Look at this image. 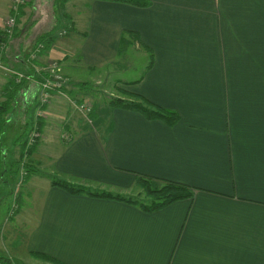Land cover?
<instances>
[{
	"label": "crops",
	"instance_id": "0c3cea01",
	"mask_svg": "<svg viewBox=\"0 0 264 264\" xmlns=\"http://www.w3.org/2000/svg\"><path fill=\"white\" fill-rule=\"evenodd\" d=\"M144 1L29 0L0 43L3 67L35 73L57 61L68 79L38 115L42 74L17 83L0 68L2 187L12 189L29 129L43 135L28 157L37 168L31 203L19 214L16 195L5 264H264V0ZM10 12L0 0V31ZM52 31L46 46L39 38ZM79 70L98 85L110 77L114 97L142 98L178 120L114 107L90 128L70 101L85 97ZM136 176L187 185L193 196L145 212L50 182L122 193Z\"/></svg>",
	"mask_w": 264,
	"mask_h": 264
},
{
	"label": "trees",
	"instance_id": "16d2710c",
	"mask_svg": "<svg viewBox=\"0 0 264 264\" xmlns=\"http://www.w3.org/2000/svg\"><path fill=\"white\" fill-rule=\"evenodd\" d=\"M66 1L67 0H57V2L61 5H64ZM119 1L135 3L138 5L146 4L144 0H119ZM53 36L54 33L52 31L41 36L39 40L44 42L47 46L49 42L53 39ZM8 37L9 34H6L4 31H0V43H4L8 39ZM20 87H21L20 85H17L16 92L20 89ZM108 106L110 108L121 107V108L136 110L142 113L147 119H158L168 125H172L178 120V115L175 111L168 110L162 107H157L152 103H148L146 101L135 102L118 97H110L108 101ZM7 109L8 108L6 106L3 105L0 106V134H1V130L4 129V124L6 121L4 116L7 113ZM95 112L97 111H95L93 107L90 112V117L92 114H95ZM33 130H38L41 132V130L34 125L27 132L26 138H24L23 140L22 139L19 140V141L21 140L23 141L22 142L23 147L21 150V158L23 157L22 158L23 162L21 160L19 162L20 179H18L17 181L15 180L10 192L12 195L11 210H9L10 216L17 211V208H19L16 195L20 193L21 185L24 184L32 175L36 174L37 172V168L34 166L33 163H29V159H28V157L31 155L34 149L41 142V139L38 138L33 144L28 145L27 137L29 133ZM26 145L28 146L26 147ZM137 177L138 178L136 179V181L141 179L140 176ZM50 182L52 185L65 190L70 195H85L92 198H104V199L120 201L128 204H135L145 212H153L163 207L169 206L177 201L190 199L193 196L192 188H189V186L173 181H165L164 184L161 186L154 185L147 187L146 188L147 190L145 189V191L147 192L148 196H151L150 203L131 199L130 197H127L126 195H123L121 193L107 192L104 190L92 189L91 187L85 185L69 183L67 181H64L56 177H51ZM8 262H9L8 258L0 254V263L5 264Z\"/></svg>",
	"mask_w": 264,
	"mask_h": 264
},
{
	"label": "rangeland",
	"instance_id": "374dc122",
	"mask_svg": "<svg viewBox=\"0 0 264 264\" xmlns=\"http://www.w3.org/2000/svg\"><path fill=\"white\" fill-rule=\"evenodd\" d=\"M28 2H29V0H27L25 2V4ZM0 45H2V44H0ZM128 54L134 55L137 57L138 56V50H135V49L129 50ZM76 72L78 73V75L80 77L79 79L81 81H84L87 83L86 89H84V93H83L85 97H84V99L82 98L81 100L88 103L91 109L94 107V110L97 111V112H95V114H92L91 117H90V114H89V116L83 114L82 116L84 118L85 123L89 124L90 128H95L97 126V123H99V124L100 123H107L108 110L111 112L113 109V108H110L108 106V101H109L110 97H114L113 96L114 94L111 92V90L114 89V84L111 81L110 77H108L107 75H105L104 77H100V79L104 83H103V85H100V84L98 85L96 82L97 78H91L92 74H90V72H88L87 70H79ZM123 89H125V88H123ZM118 91L120 92V94L122 96H126V92L123 91L122 89H118ZM67 97L71 98L73 96H71L70 94L67 93ZM64 100H65V108H67L69 102L67 99H64ZM137 101L143 102L145 100H143L142 98H137ZM69 111L71 112V108L69 109ZM15 133H16V131L12 132V135H14ZM16 141H18V140H16ZM2 142L5 143L6 145L10 144V141H2ZM45 165L48 167L47 164H45ZM15 170L17 171L16 172V181H17L18 179H20V177H19V166L17 169L16 168L12 169V171H15ZM40 176H41L40 173H38L36 175V180L39 184L41 182ZM137 178H138L137 176L134 178V184H132V186L127 191H126V188L125 189L122 188L121 194L126 195L127 197H130L131 199L146 202V203L151 202V196L147 195V192L145 191V189L147 187L154 186V185L161 186L166 181V180L155 179V178H146L143 176H140L141 179L136 181ZM28 182L29 181L25 182L20 188V195H21L20 196V199H21L20 200V204H21L20 208L21 209L18 212V214L21 211L25 210L28 203H31V201L28 198L29 197L28 191L33 190L34 187L31 188V186L28 185L29 184ZM189 188H192V187H189ZM99 190H101V189H99ZM10 191H11V187L9 185L4 184L2 187V185L0 184V253L5 252V251H12V249H14L16 247V244L13 245L11 240L9 239V236L6 234L7 232L9 233L11 231V228L13 227L11 224L13 219L10 218L11 216L9 214V210H11V204H12V202H11L12 195H11ZM133 205H135V204H133ZM18 214H17V216H18ZM7 220H9L8 225H6V223H5V222H7ZM51 261L54 262L55 260H51Z\"/></svg>",
	"mask_w": 264,
	"mask_h": 264
},
{
	"label": "built area",
	"instance_id": "2783aa9c",
	"mask_svg": "<svg viewBox=\"0 0 264 264\" xmlns=\"http://www.w3.org/2000/svg\"><path fill=\"white\" fill-rule=\"evenodd\" d=\"M27 0H10V14L4 22L3 31L6 34H12L13 28L16 23V13H18L19 8L25 4ZM63 32V31H62ZM44 45L39 44L36 46V49H33L30 53L31 59L36 58L38 53L44 49ZM0 68L4 69L10 77H12L17 83H21L25 81V83H30L34 81V77L36 74H42V78L39 82V107L37 108L36 113L38 115H43L44 112L41 109V106L48 103L52 95L64 94V87L68 84V79L66 76L63 75L60 69V64L57 61H49L45 64L43 68H39L36 70V74L29 72V73H22L14 71L11 68L3 67L0 63ZM71 103L73 104L74 108L78 110L79 113L82 115L85 114L89 116L91 112V108L88 103L85 101L77 102L75 100L70 99ZM42 133L38 130H33L29 133L27 137L28 145L33 144L36 139L42 140ZM26 145V147L28 146ZM1 264V263H0Z\"/></svg>",
	"mask_w": 264,
	"mask_h": 264
}]
</instances>
